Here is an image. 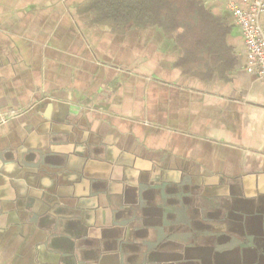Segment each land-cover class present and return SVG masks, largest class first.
I'll use <instances>...</instances> for the list:
<instances>
[{"label": "crops", "instance_id": "crops-1", "mask_svg": "<svg viewBox=\"0 0 264 264\" xmlns=\"http://www.w3.org/2000/svg\"><path fill=\"white\" fill-rule=\"evenodd\" d=\"M90 1L0 0V264H152L212 224L202 199L225 211L219 248L187 253L264 264V87L238 0H196L198 42L98 23Z\"/></svg>", "mask_w": 264, "mask_h": 264}, {"label": "trees", "instance_id": "trees-1", "mask_svg": "<svg viewBox=\"0 0 264 264\" xmlns=\"http://www.w3.org/2000/svg\"><path fill=\"white\" fill-rule=\"evenodd\" d=\"M89 9L98 23L113 27L158 26L169 32L186 28V34H179L181 42H198L199 36L188 29L208 21L196 0H91Z\"/></svg>", "mask_w": 264, "mask_h": 264}, {"label": "flooded vegetation", "instance_id": "flooded-vegetation-1", "mask_svg": "<svg viewBox=\"0 0 264 264\" xmlns=\"http://www.w3.org/2000/svg\"><path fill=\"white\" fill-rule=\"evenodd\" d=\"M206 201L204 199L198 201V208L200 210H204L201 214H204L208 219H211L212 224L207 226H202L201 224L194 222L189 225L190 234L186 236H180L176 229L175 234H170L166 236L163 241H160L154 247V251L152 252V264H219L220 258L214 253L213 256L210 257V260H206L204 257L196 256L198 254H194L190 256L187 253L186 248H194L199 247V245L203 244L205 246L211 247L214 249V252H217L219 248V239L214 231L216 228V219L217 217H223V209L218 206L211 208L210 211H207L204 206L206 205ZM231 215V213H230ZM229 215V216H230ZM225 216V215H224ZM226 217V216H225ZM228 221V219H226ZM212 226V228H211ZM207 227V228H203ZM186 228V229H187ZM209 232H207V231ZM174 237L177 239L174 240ZM155 261L157 263H155Z\"/></svg>", "mask_w": 264, "mask_h": 264}, {"label": "built area", "instance_id": "built-area-1", "mask_svg": "<svg viewBox=\"0 0 264 264\" xmlns=\"http://www.w3.org/2000/svg\"><path fill=\"white\" fill-rule=\"evenodd\" d=\"M229 9L245 42L247 71L256 75L264 87V0L231 1Z\"/></svg>", "mask_w": 264, "mask_h": 264}]
</instances>
